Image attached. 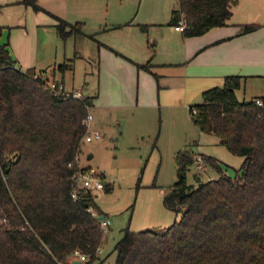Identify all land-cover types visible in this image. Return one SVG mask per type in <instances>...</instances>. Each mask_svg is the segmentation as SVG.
Returning a JSON list of instances; mask_svg holds the SVG:
<instances>
[{"label":"trees","instance_id":"obj_1","mask_svg":"<svg viewBox=\"0 0 264 264\" xmlns=\"http://www.w3.org/2000/svg\"><path fill=\"white\" fill-rule=\"evenodd\" d=\"M23 1L39 8L34 0ZM237 1L177 0L169 22L183 18V35H200L227 24ZM57 19L61 37L83 34L80 22ZM239 26L246 33L259 24ZM139 27L146 31L145 24ZM71 61L52 71L63 73ZM139 67L149 69V62ZM45 72L22 70L0 44V264H72L67 259L74 249L88 256L81 264L100 262L103 213H91L98 209L91 190L76 188L72 199L84 119L95 95L54 94L50 83L56 80ZM241 79L225 76L222 85L202 91V102L188 106L201 132L244 157L239 169L229 175L215 156L201 153L217 176L187 184L193 156L178 151L176 180L163 203L181 212L179 220L161 231L123 229L113 264H264V106L254 102L264 96L238 99Z\"/></svg>","mask_w":264,"mask_h":264},{"label":"rangeland","instance_id":"obj_2","mask_svg":"<svg viewBox=\"0 0 264 264\" xmlns=\"http://www.w3.org/2000/svg\"><path fill=\"white\" fill-rule=\"evenodd\" d=\"M20 3L19 7H0V19H4L6 13L14 17L20 14L18 8L29 6L27 24L3 26L0 37V42L8 43L18 66L22 70L30 67L38 70L62 61L66 54L73 59L72 68L64 74L56 71V81L63 82L67 90L96 95L94 106L89 108L92 115L89 123L101 136L92 141L82 140L77 164L98 172L108 186L107 190L105 186L91 190L98 207L94 212H102L109 220L99 246L101 261L94 260L92 264H113V247L123 229L161 231L179 220L181 212L163 203L176 180L178 151L190 152L193 157L201 153L215 156L229 175L235 174L244 157L231 153L218 136L201 132L193 123L188 105L202 102L201 93L182 106L154 105L148 95L140 103L137 78H130L129 62L120 55L122 59L113 58V53L112 58L101 55L100 41L84 34L104 25L134 20L136 15L158 19L165 27L179 30L181 34L178 24L169 22L177 0H36L39 8L23 0ZM252 3L254 10L245 23L263 24L253 32L252 48L245 58L251 57L254 64H259L249 73L264 74V0H252ZM55 16L72 24L80 22L83 34L61 37L54 24L48 22L52 19L56 23ZM42 18L48 21L43 23ZM44 76L52 79V70L47 69ZM263 92L264 77H252L236 90V95L242 100ZM216 176V171L208 165L196 169L193 160L186 172V182L195 186L197 180Z\"/></svg>","mask_w":264,"mask_h":264},{"label":"crops","instance_id":"obj_3","mask_svg":"<svg viewBox=\"0 0 264 264\" xmlns=\"http://www.w3.org/2000/svg\"><path fill=\"white\" fill-rule=\"evenodd\" d=\"M20 4V0H2L0 7L10 5L19 7ZM252 9L254 10L252 0H238L232 8V15L227 24L211 27L206 32L194 36H184L182 30L180 34L179 30L167 28L158 19L137 18V15L134 20L104 25L98 27L93 33L86 32L84 34L100 41L99 53L101 55H109L112 58L111 53H113V58H123L129 62L130 78L131 76L137 78L140 103L144 102L143 98L148 95L149 102L154 105L182 106L188 105L190 100L200 95L205 89L222 85L224 77L227 75L241 76V86L252 77H264V74L249 73L253 66L258 67L259 64H254L251 57L250 60L245 58L247 52L252 48L254 38L252 34L256 33L257 29L246 33L239 32V25L250 20L249 14ZM17 10L20 14L14 16L15 19L9 17L7 13L5 15L2 13L4 19H0V26L7 27L10 26L9 24L25 26L29 6L25 5L21 10L19 8ZM57 18L63 19L55 16L56 23L52 19L49 21L42 19L43 23L48 21L56 27ZM140 24L147 26L146 31L140 29ZM260 24L259 26H261ZM4 28H2V32ZM153 42L154 49L151 50L149 44ZM0 44H6L10 52L7 42H0ZM118 55L122 58H119ZM77 56H80V53ZM63 58L62 61L54 63L52 66L38 70H53L57 64L69 59L73 62V59L70 56L67 57L66 54H63ZM147 62H149V69L139 67L140 64ZM71 68L66 69L62 74ZM110 69L108 68V70ZM55 72L52 71L51 78L57 80ZM155 90L157 91V100L155 99ZM260 96H264V92L251 95L249 99ZM89 127L91 128L90 123ZM100 253L101 251L98 254ZM99 259H101L100 255ZM72 260L74 259L71 256L67 259L68 262H72Z\"/></svg>","mask_w":264,"mask_h":264},{"label":"built area","instance_id":"obj_4","mask_svg":"<svg viewBox=\"0 0 264 264\" xmlns=\"http://www.w3.org/2000/svg\"><path fill=\"white\" fill-rule=\"evenodd\" d=\"M179 29L182 30L184 26V20L181 18L178 23ZM50 87L53 90L54 94H62L65 96H72L74 98H81L83 96L82 92L80 90H67L63 86L62 83H56L51 82ZM255 104L259 106H264V99L261 98H254ZM192 112H195V109H192ZM92 115L90 112H88L86 118L84 119L87 129L83 135L82 140L84 141H92L99 139L101 136V132L98 129H93L89 127V121L91 120ZM194 162L196 163V169H201L205 167V162L203 158L200 155H196L193 157ZM70 165V163L68 164ZM73 183L75 186V189L72 192V199H77V193L76 188H83L87 190H93V189H100L103 188L105 185L103 181L101 180V175L98 172H95L94 170H85L82 169L80 166H78V169L73 173L72 175ZM91 213L93 215H97L96 212H94L93 209H91ZM100 220V226L104 229L109 225V220L104 216V218L99 219ZM101 251L100 247L97 248V252L99 253ZM73 259H78L81 262L86 261L88 259V256L82 252H80L78 249H74L73 252L70 254Z\"/></svg>","mask_w":264,"mask_h":264},{"label":"water","instance_id":"obj_5","mask_svg":"<svg viewBox=\"0 0 264 264\" xmlns=\"http://www.w3.org/2000/svg\"><path fill=\"white\" fill-rule=\"evenodd\" d=\"M88 157H90V155H89ZM98 218H99V219L104 218V214H100V215L98 216ZM72 264H81V261L78 260V259H74V260H72Z\"/></svg>","mask_w":264,"mask_h":264}]
</instances>
